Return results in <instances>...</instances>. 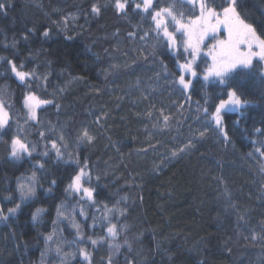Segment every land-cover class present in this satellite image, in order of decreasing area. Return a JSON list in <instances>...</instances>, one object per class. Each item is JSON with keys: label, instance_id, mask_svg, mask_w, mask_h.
Wrapping results in <instances>:
<instances>
[{"label": "trees", "instance_id": "1", "mask_svg": "<svg viewBox=\"0 0 264 264\" xmlns=\"http://www.w3.org/2000/svg\"><path fill=\"white\" fill-rule=\"evenodd\" d=\"M5 2L10 6L6 14L0 13V57L4 58L0 59V101L10 106L21 137L35 151L32 157L25 154L16 159L6 141L0 140V206L7 209L21 203L17 185L33 171L43 188L37 187L36 196L23 202L7 226L3 221L0 224V264H40L41 252L46 254V250L44 241L37 237L53 232L55 241L65 244L60 245L64 255L76 253V245L67 243L76 239V234L66 222H57L60 210L66 207L85 237L78 243L88 247L93 264H104L111 254L104 242L109 219L118 229L113 243L122 245L117 264L133 257L134 264H264V244L243 239L249 232L237 230L236 215L228 202L249 213L248 227L256 229L252 234L259 241L262 234L257 222L264 220V173L260 172L264 158L255 153L253 141L264 139V131H257L264 129L262 63L238 68L228 84L222 85L213 77L203 80L204 62L206 59L210 64V59L201 55L196 61L198 76L188 77L195 87L185 92L175 75L184 62L176 55L182 51L180 33H175L176 45L166 48L162 33L157 34L145 15L115 16L111 10L99 16L89 14L91 4L107 5L111 0ZM159 3L172 6L185 19L191 10L188 0ZM216 3L226 4L227 0ZM237 7L258 33L264 32V0H238ZM45 28L50 30L51 39L41 36ZM130 32L136 35L128 38ZM106 49L120 59H105ZM131 57L143 68L116 77L110 73L107 79L102 74L109 63L122 65L126 60L131 64ZM145 57H149L146 64ZM13 58L36 70L37 94L53 102L38 109V121L26 122L24 86L10 71L5 72L7 60ZM174 80L177 83L173 84ZM230 88L248 101L239 110L231 106L224 110L231 143L224 144L209 131L194 150L172 158V151L183 148L190 136H199L203 107L226 99ZM104 113L110 115L96 142L77 146L68 130L82 122L95 130L94 114ZM165 115L169 117L167 125ZM207 126L215 128L212 121ZM41 132L49 139L41 137ZM61 137L64 159L58 161L54 152L42 157L50 150V140H57L59 147ZM85 158L90 161L86 171H91L93 181L100 178L99 203L94 207L64 192L74 161ZM39 163H45L46 175H42ZM51 179H56L57 185L51 192L45 191ZM9 195L15 200L4 199ZM113 208L124 210V215L117 213L113 218ZM10 229L15 231V239L8 236ZM88 236L101 243L93 247ZM226 241L231 253L226 250ZM53 242H49L50 247H54ZM47 253L51 258H44L50 264L59 259L54 251ZM72 264H83L82 258L77 255Z\"/></svg>", "mask_w": 264, "mask_h": 264}, {"label": "snow or ice", "instance_id": "2", "mask_svg": "<svg viewBox=\"0 0 264 264\" xmlns=\"http://www.w3.org/2000/svg\"><path fill=\"white\" fill-rule=\"evenodd\" d=\"M188 4L191 5V10L189 12L188 18L185 19L183 13L177 14L174 12L172 6H160L159 0H111V3L107 5H97L95 3L91 4L90 15L99 16L104 10H111L115 16H128L130 13L142 14L146 18H150L151 24L154 25V30L157 34L162 33V37L165 39V47L172 49L177 43V36L175 33H180V40L182 45V51H177L176 55L179 60H184L183 63L179 64L180 71L175 73L178 77V84L182 86L185 92H190L191 89L195 87L193 79L198 76L197 68L199 65L196 61L203 54L205 57H210V64L205 59L203 72V80L207 81L210 77L218 78L220 84L227 85L231 75L236 72L238 68H249L253 65L254 58H258L261 62H264V32H259L257 27L253 23L247 22L246 18H243L241 13L238 11V0H227V3L217 4L216 0H188ZM10 5L5 2V0H0V13L6 14V9ZM194 10V12L192 11ZM173 27V31L169 28ZM223 29V31H221ZM32 30H29L31 32ZM134 33L130 32L128 38H133ZM41 36L46 39H51L50 30L45 28ZM147 36V33H145ZM25 39L28 35L25 34ZM66 39H73L72 36H66ZM144 39V37H141ZM15 47V43H13ZM206 49V53L203 51ZM128 55V53H124ZM190 57V59H187ZM0 59H4L0 57ZM100 58L97 57V60ZM105 59L111 61L112 59H120L115 57L105 50ZM149 57L144 58V63L148 62ZM131 64L126 60L121 64L109 63L107 69L102 70V74L107 79L108 75L111 73L114 77L122 74H132L136 72L137 69L143 68V64L137 63L136 57H131ZM11 73L12 76L24 86V91L22 94V108L26 109V122L27 121H38L37 110L41 109L43 106L53 103L51 100L41 98V95L37 94V75L35 69H29L24 61L17 62L15 58L7 60V67L5 72ZM261 74H264V67L260 69ZM193 79H189L188 77ZM45 79H47L45 77ZM177 81H173V84ZM99 91V90H97ZM227 98H220L218 103L211 106L203 107L204 117L201 121L202 130L199 131V136L192 135L188 138L187 143L183 148H178L172 151V158H179L186 152L194 150L196 144L206 136V133L211 131L218 139L224 144L231 143V138L226 129L223 121V113L226 108L231 106L232 109L239 110L243 105L247 104L248 101L242 98V95L238 93L235 88H230L227 90ZM10 106L0 102V140H5L11 157L19 159L25 154L27 157H32L35 148L30 145L25 139L20 135V127L12 119L10 115ZM103 113V109H101ZM108 113H104L103 116L99 114H94V123L98 125L95 130L92 129L90 124L81 123L74 125L68 130L69 135L74 136L75 143L77 146L85 145L90 146L94 144L97 138L103 133L106 126V121L109 118ZM151 116V113H148ZM165 125L169 120L167 115L163 116ZM209 121L214 122L215 128H209L207 125ZM257 131H264V129H258ZM41 137H44V133H40ZM49 139L48 137H44ZM259 146H256V145ZM254 151L258 153L261 158H264V139L258 141H253ZM63 145V137L60 138L59 147L57 140H50V150L44 151L41 156L49 157L51 152L55 153L56 159L63 160L64 153L61 149ZM152 150L156 151L155 146H152ZM253 155V153H249ZM47 163V161H45ZM45 163H39V169L42 175L47 174V169L45 168ZM75 167L68 174V183L64 189L65 194L71 193L74 199H79L81 203L91 202L90 207H94L99 200L97 197L99 177L93 181L91 171H86L90 169V161L85 158L82 161H74ZM260 172L264 173V162L260 165ZM36 172H32V178L28 181L29 186L23 184L17 185L18 191L20 192L21 203H16L14 207H9L7 209L0 208V221L5 222L7 226V221L13 216H15L18 211L21 210L23 202L37 194V187L43 188V185L39 184L35 180ZM57 185L56 179H51L48 182V188L45 191L51 192L53 187ZM87 185V186H86ZM264 191V189H262ZM227 195V193H226ZM5 200L14 201L15 197L9 195L4 197ZM264 201V196L261 197ZM231 205L233 213L236 215V228L237 230L243 229L248 231L249 235L243 237L245 240H250L252 242H260L264 244V220L257 222V227L262 234L257 241V236L252 234L255 232V228L248 227L249 220L246 217L249 216L247 211L241 212L240 207L228 201ZM4 211L8 214L4 215ZM39 211V210H38ZM113 213V218H116L117 213L119 216L124 215V210L113 208L110 210ZM32 220L36 221V215L32 216ZM8 236L15 239V231L11 230L8 232ZM118 229L117 224L112 223L111 219L108 220L106 225V236L104 242L107 243L110 250V255L108 256L104 264H117L116 257L119 255L120 249L122 247L119 243H113L117 239ZM37 239H42L45 244V250H50L49 242L53 240L52 235H38ZM79 231L76 233V239L72 241H67L70 245H76V253L67 254L72 259H75L77 255L82 258L83 264H93L92 254L87 246L80 247L78 241L84 240ZM90 244L95 247L100 240L92 239L91 236L87 237ZM127 244V241H125ZM20 245H17L19 248ZM26 248L27 245H24ZM128 250L131 251V245H127ZM226 250L231 253L232 248L228 247V241L225 242ZM62 249H55L56 254L59 256ZM45 252H41V260L44 259ZM62 258V264H63ZM134 257L132 259H125L124 264H134ZM200 264H206V262H200Z\"/></svg>", "mask_w": 264, "mask_h": 264}, {"label": "rangeland", "instance_id": "3", "mask_svg": "<svg viewBox=\"0 0 264 264\" xmlns=\"http://www.w3.org/2000/svg\"><path fill=\"white\" fill-rule=\"evenodd\" d=\"M221 31H223V29H221ZM205 53H206V49H204L203 50ZM202 56H204L203 54H202ZM209 59H210V62H211V58L210 57H208ZM255 61H259L260 63H262V66L264 67V62H261L258 58H254V61L253 62H255ZM212 77H210V79H211ZM213 78H215V77H213ZM216 79H218V78H216ZM1 102V101H0ZM38 111V110H37ZM32 178V176H29V177H24V178H21L20 179V181H19V184H23V185H25L26 187L27 186H29L28 185V181L30 180ZM37 181V180H36ZM19 194H20V192H19ZM33 198V197H32ZM31 199V198H30ZM30 199H28V200H30ZM28 200H25V201H28ZM0 208H1V206H0ZM64 208V207H63ZM63 210V209H62ZM62 210H60V213L58 214V217H57V222H61V221H63V222H66L67 223V225L71 228V230L76 234L77 233V231H79V227H77V224H75L74 223V221L71 219V217H70V214H69V211L67 210V207H66V209H64V211H62ZM2 223V221H0V224ZM80 232V231H79ZM55 232H53V234H52V236H53V240H52V242H53V244H54V247L53 246H51L50 247V250H48V252H52V251H54L55 252V249H57V248H61L60 247V245H61V243H59V242H56L55 240H56V237H55ZM76 236V235H75ZM51 242V241H50ZM52 244V245H53ZM64 243H62V245H63ZM65 245V244H64ZM73 248H71L70 247V250H72ZM70 253H75V252H73V251H68V253L67 254H70ZM55 254H56V252H55ZM46 257L49 259V257L51 258V255L49 254V253H47V251H46ZM57 255V254H56ZM58 256V255H57ZM59 257V259L58 260H56V262L54 263V264H62V258H64L63 259V264H72L73 263V261L76 259V257H75V259H72L70 256H68V255H64V253H60V255L58 256ZM40 264H50L49 263V260H47V259H43V260H41V263Z\"/></svg>", "mask_w": 264, "mask_h": 264}]
</instances>
